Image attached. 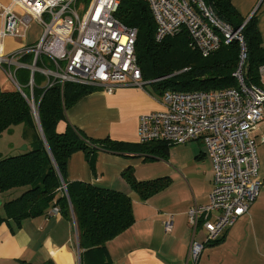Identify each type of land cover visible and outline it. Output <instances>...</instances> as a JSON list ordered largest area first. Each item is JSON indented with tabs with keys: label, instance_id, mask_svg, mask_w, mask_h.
<instances>
[{
	"label": "built area",
	"instance_id": "2783aa9c",
	"mask_svg": "<svg viewBox=\"0 0 264 264\" xmlns=\"http://www.w3.org/2000/svg\"><path fill=\"white\" fill-rule=\"evenodd\" d=\"M149 7L156 25L155 41L185 31L190 46L208 57L220 46L238 42L240 53L234 79L236 86L208 92L166 91L160 111L142 115L138 143L185 145L200 141L211 164L212 186L206 205L194 204L187 221L195 234L201 225L204 243H190L185 264L198 263L204 244L218 239L248 214L258 199L262 181L258 176L257 143L253 134L264 124V65L258 70L260 85H246V52L241 28L221 21L202 0H141ZM121 0H0V72L28 103L37 105L33 89L38 72L49 89L66 83L90 85L112 93L123 86H144L136 61L137 32L114 16ZM83 7L82 15L77 10ZM44 17L48 19L44 21ZM41 27L40 39L23 44L30 22ZM8 40L20 41L8 51ZM29 58L30 63L23 59ZM17 69L30 74L27 95L16 78ZM264 144V135L259 138ZM172 216L164 223L171 230Z\"/></svg>",
	"mask_w": 264,
	"mask_h": 264
},
{
	"label": "trees",
	"instance_id": "16d2710c",
	"mask_svg": "<svg viewBox=\"0 0 264 264\" xmlns=\"http://www.w3.org/2000/svg\"><path fill=\"white\" fill-rule=\"evenodd\" d=\"M89 1L79 0L86 5ZM202 1L225 24L234 30L241 28L246 52L244 82L259 86L258 70L264 65V46L255 14L246 20L236 12L231 0ZM114 16L127 28L136 30L135 56L142 82L150 85L158 97L166 91L208 92L236 86L238 42L220 46L204 58L190 46L185 31L156 42L155 22L149 7L141 0H121ZM23 62L30 63L29 58ZM96 90L94 86L74 83L62 87L56 84L49 89L34 87L32 95L37 103L41 136L26 100L18 92H2L0 87V137L10 134L18 125L24 127L22 139L30 137L24 151L0 157V195L21 191L16 198L1 205L0 225L7 224L14 233L22 220L46 216L55 208L65 219L73 217L80 264H111L106 244L133 224V203L119 191L67 181V162L71 155L83 152L93 171L94 154L98 150L141 155L147 161L155 155L166 160L172 147L167 143L90 139L69 125L63 133H57L56 125L65 120L66 110ZM121 177L142 201L163 192L169 185L168 178L138 181L132 167L123 171ZM220 241L222 238L207 244L216 245Z\"/></svg>",
	"mask_w": 264,
	"mask_h": 264
},
{
	"label": "crops",
	"instance_id": "0c3cea01",
	"mask_svg": "<svg viewBox=\"0 0 264 264\" xmlns=\"http://www.w3.org/2000/svg\"><path fill=\"white\" fill-rule=\"evenodd\" d=\"M231 3L246 20L255 14L264 46V0H231ZM13 49L8 48V51ZM161 109L160 97L150 85H144L141 89L127 85L116 88L112 93L98 88L66 110L65 120L58 122L56 132L63 133L69 125L90 139L108 138L138 143L139 118ZM263 135L258 136V142ZM29 138L23 140L20 136L18 140L9 139L7 144L13 151L4 154L0 149V157L23 151L21 146L26 147ZM94 157L92 171L83 152L72 154L67 162V181L119 191L133 203V224L106 244L111 264H185L191 241L204 243L206 237L201 225L193 234L186 214L194 204L206 205L209 201L212 173L206 154L200 153L194 162L181 163L176 167H170L165 162L167 172L160 177L168 178L169 185L147 201L140 200L121 177L123 171L132 167L136 180L143 181L137 176V168L142 162L146 163L144 156L98 150ZM261 186L263 190L264 182ZM20 192L14 190L1 194L0 207L4 202L16 198ZM260 196L261 190L248 214L219 237L222 241L216 245L204 244L196 264H264V237L256 239L258 233L253 227L264 221L261 218ZM168 215L172 216V226L166 232L164 223ZM249 224L252 229L248 228ZM74 230L73 219H65L55 208L50 209L46 216L22 220L20 228L14 233L3 223L0 225V264H80L77 233ZM260 232L263 235V228Z\"/></svg>",
	"mask_w": 264,
	"mask_h": 264
},
{
	"label": "rangeland",
	"instance_id": "374dc122",
	"mask_svg": "<svg viewBox=\"0 0 264 264\" xmlns=\"http://www.w3.org/2000/svg\"><path fill=\"white\" fill-rule=\"evenodd\" d=\"M79 15H82L83 13V7L79 10H77ZM44 21L48 22V19L44 17ZM42 34L41 27L38 25V22L32 21L28 25L27 30L25 31V41L23 44L25 45H33L35 44L39 39ZM19 43L21 44L20 41H16V43H12L8 41V48H14L18 49ZM18 44V45H16ZM16 78L18 79L19 85L22 87V90L28 95L30 93V74L26 69H17L16 70ZM37 88L43 86L44 84L47 83V79L43 78L38 72L35 73V79ZM0 87L2 92H11L14 91L11 85L7 82L5 75L3 72H0ZM35 101V100H34ZM36 103V102H35ZM37 105V103H36ZM71 108V107H70ZM68 110V109H67ZM37 116V111L36 114H33V117ZM34 120V119H33ZM35 121V120H34ZM36 123V122H35ZM23 125H18L12 128V132L10 134H4L3 139L0 140V149L4 154H6L8 151H13L11 146H8V142L10 140H18L20 136L22 135L23 132ZM264 134V124L260 126L259 131L256 134H253L252 137L255 138L256 143H257V148H256V156H257V161H258V174L259 177H262V183L264 182V144H259L258 142V136ZM22 137V136H21ZM10 139V140H9ZM24 145L21 146L23 148ZM205 148L203 144L200 141H195V142H190L185 145H175L170 148L169 152V158L167 160H163L160 156L155 155L152 156L154 159L147 160L146 163L143 164L141 163V166H138L137 168V176L139 178H142L144 181H154L162 176L161 174H165L167 172L165 162H168V164L171 166H178L181 163H188V162H194V158L199 155L200 153L205 154ZM148 156V155H147ZM151 157V156H149ZM208 159V158H207ZM164 161V162H162ZM263 191V193H262ZM261 198V218H264V189H261V196L259 197V200ZM2 213V208L0 207V214ZM256 231L258 233L255 235L256 239H262L261 237H264L263 235H260L261 228L264 230V221L260 225L254 224ZM251 224L248 225L249 229L253 228ZM75 228V224H74ZM192 233V232H190ZM189 233V234H190ZM256 260V258H254Z\"/></svg>",
	"mask_w": 264,
	"mask_h": 264
},
{
	"label": "water",
	"instance_id": "95a60500",
	"mask_svg": "<svg viewBox=\"0 0 264 264\" xmlns=\"http://www.w3.org/2000/svg\"><path fill=\"white\" fill-rule=\"evenodd\" d=\"M249 20V19H248ZM38 119V117L37 116H35L34 117V120H35V122H36V125H37V127H38V130H39V133L41 134V136H42V132H41V128H40V124H39V121L37 120ZM26 149V147L24 146L21 150H25ZM73 218V217H72ZM71 218V219H72ZM73 222H74V220H73ZM74 231H76V230H74ZM77 250L79 251V249H78V247H77Z\"/></svg>",
	"mask_w": 264,
	"mask_h": 264
}]
</instances>
